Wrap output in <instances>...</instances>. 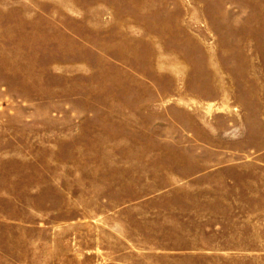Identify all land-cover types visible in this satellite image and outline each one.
<instances>
[{
    "label": "rangeland",
    "instance_id": "obj_1",
    "mask_svg": "<svg viewBox=\"0 0 264 264\" xmlns=\"http://www.w3.org/2000/svg\"><path fill=\"white\" fill-rule=\"evenodd\" d=\"M0 264H264V0H0Z\"/></svg>",
    "mask_w": 264,
    "mask_h": 264
}]
</instances>
